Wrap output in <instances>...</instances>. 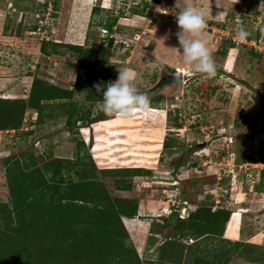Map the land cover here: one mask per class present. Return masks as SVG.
Returning a JSON list of instances; mask_svg holds the SVG:
<instances>
[{
	"label": "rangeland",
	"instance_id": "374dc122",
	"mask_svg": "<svg viewBox=\"0 0 264 264\" xmlns=\"http://www.w3.org/2000/svg\"><path fill=\"white\" fill-rule=\"evenodd\" d=\"M78 1L0 0V99H26L33 76L72 89L79 62L74 53L68 52V46H83L92 52L94 59L114 66L113 82L118 77L117 70L131 69L137 73L139 90L149 94L151 110L164 111L163 137L173 146L160 154L159 164L166 171L155 175L157 181L165 183L170 178L173 184L178 169L190 170L194 163L203 165L198 159L206 160L214 171L210 170L207 175L209 170L203 172L207 168L201 166L200 176L194 175L183 182L178 178L180 193L183 196L192 193L196 202L200 195L207 194L208 198H213L212 203L215 205L217 201L219 206L237 201L235 199L250 198L252 203H244L252 205L250 214L260 216L258 221L262 222L260 228L264 230V209L261 208L264 204L253 206L257 197L254 191H258L261 175H264V56L245 47L230 49L228 39L212 32L221 28L218 22L221 20L231 29L239 25L251 33L258 26V31L264 32L261 0H166L176 12L194 6L204 15L207 22L204 36L218 66V74L212 79L193 73L183 64L182 56L172 49L178 48L175 33L179 29L175 17L164 18L153 11L149 16L134 12L147 13L146 5L153 0H80L78 12L81 13L73 17L72 10ZM94 7L99 13H92ZM212 8L223 10L221 18L210 16ZM115 18L116 27L112 32L107 31L104 25ZM71 21L77 22L74 27ZM43 37L62 44V54L44 56L40 51ZM110 39L113 40L111 46ZM222 50L226 51L224 56L219 54ZM180 70L185 71L182 85H168L151 92L161 77L175 75ZM74 100L85 109L89 106L84 92L76 94ZM25 115L26 121L19 130L0 131V206L10 203L3 161L14 160L28 152L39 162L41 157L46 161L48 153L73 160L76 141H84L77 129L65 126V117L38 125L35 124L37 113ZM92 116L93 119L115 118L100 112L97 105ZM114 124L104 121L103 127L96 129L94 158L106 149L112 155L123 151L125 155L133 154L134 165L144 166L141 160L144 152L139 146L142 132H126L123 139L127 145L121 149ZM177 125L181 126L180 131ZM82 133L88 137V131ZM136 147L138 151L134 150ZM148 164L149 167L154 165ZM71 177L76 180L73 174ZM262 182L264 190V176ZM194 183L198 184L197 188L193 187ZM160 195L163 201L172 199L167 194ZM231 219V224L236 226L229 225L228 229L234 234L239 225L238 213L234 212ZM246 224L253 225V222L246 221ZM203 257L196 264H217L213 254ZM234 259L232 264H241ZM257 264H264V258Z\"/></svg>",
	"mask_w": 264,
	"mask_h": 264
},
{
	"label": "trees",
	"instance_id": "16d2710c",
	"mask_svg": "<svg viewBox=\"0 0 264 264\" xmlns=\"http://www.w3.org/2000/svg\"><path fill=\"white\" fill-rule=\"evenodd\" d=\"M146 7L147 13L134 12L149 16L153 9L149 4ZM92 13L97 14L99 10L94 7ZM116 22L115 18L106 23V30L112 32ZM248 37L251 39L253 32ZM112 43L110 39L109 45ZM228 45L230 49L234 48L231 42ZM67 48L79 62L75 86L64 89L33 76L26 99H0V131L19 130L27 112L37 113L35 124L38 125L65 117L66 127L77 129L85 136L82 131H88V137H93L94 129L103 127L107 118L93 119L92 116L94 106L102 98L93 86L113 82L115 68L94 59L92 52L83 46ZM62 49V44L51 40H42L40 47L44 56L60 55ZM225 53V50L219 52L221 56ZM81 92L89 103L86 109L74 100L75 95ZM163 116L164 111L151 110L147 116L137 114L127 120L115 117L117 119L113 122L118 147L122 149L127 145L123 135L128 132H120L119 127L133 125L134 131L143 135L139 143L144 152L141 160L145 166L149 167V162L155 166L161 149L173 148L166 137L163 140ZM176 128L181 129V126ZM88 147L87 142L76 141V157L73 160L58 159L48 153V159L45 161L41 157L39 162L28 152L14 160L3 161L10 203L0 206V264H141L121 220V217L136 216L137 205L110 196L98 176L86 167L90 165L96 170ZM137 148L134 150L138 151ZM107 153L110 152L106 149L95 155L98 165L113 164L115 161L127 165L132 164L135 158L131 153L124 155L127 157L125 160H113L112 157L104 162L102 156ZM71 173L76 180L72 179ZM263 176L260 186L263 185ZM203 213L211 215L209 208L199 207L185 223V229L191 236H202L207 230L200 223ZM229 216L230 212L225 210L212 214L211 227L208 228L212 234L222 236ZM195 221H199V227H195ZM230 244L224 254L221 250L213 254L217 264H228L242 247L241 243ZM202 258H195L192 264L201 262Z\"/></svg>",
	"mask_w": 264,
	"mask_h": 264
},
{
	"label": "crops",
	"instance_id": "0c3cea01",
	"mask_svg": "<svg viewBox=\"0 0 264 264\" xmlns=\"http://www.w3.org/2000/svg\"><path fill=\"white\" fill-rule=\"evenodd\" d=\"M81 2L82 1L79 0L74 4L72 10L73 17L79 16L81 13L80 11L78 12V10H81L79 9ZM221 11H223L221 8H212V11L209 14L210 16L221 18ZM72 22L73 21H71L70 24L74 27L77 22H73V24ZM218 22H220L219 25H221L222 29L226 27V25H222L225 23L224 21L221 20ZM71 27L72 26H70V28ZM116 119L117 118H112L107 121H114ZM134 130L135 127L133 125L119 127L120 132ZM92 133L93 137L86 138L85 135H83V137L88 145L90 143V147H88L89 153L93 159L96 170L90 165H87L86 167L91 169L92 172L98 176V180L106 186L111 197L130 201L132 204L136 203V216L130 218L121 217V220L128 234L130 243L135 249L141 264H192L195 258L206 256L209 253L214 254L216 250H221L224 254V251L230 248V243H241L242 247L237 254L229 260L228 264L233 263V258H236L234 261L237 260L241 264H257L262 257L264 258V230L260 228L262 224L261 221H258L260 216H255V214L251 215L250 212L252 205L248 206L247 203H244L246 201L252 203L250 198H245V201L242 199H235L237 201H231L228 202L227 205L221 206H219V202L217 203V201L214 205L211 201L213 198H208L209 195L207 194H204V197H202L203 195H200L198 202H196L195 198L192 197V193H186V196H183V193H179L175 198L176 202L179 201L176 206L171 205V200L166 202L160 199L163 197V195H160L162 193L167 194L168 198L175 195L176 192L174 186L177 185L178 187V185H181L179 180L183 182L194 175L200 176V170H202L200 169L201 166L207 168L203 169V172H208L209 170L207 175L210 174V170L214 171L213 166L208 167L209 162L198 159L202 161L203 165L200 163H194L190 170H177L179 173H175V177L177 178L175 179V181H177L176 184H171L172 182L170 178H168L167 182L161 183L157 181L155 175H157L159 171L162 173L166 171V169L162 168L159 164L160 154L163 151V148L159 153L156 165L153 167L145 165L137 166L133 163L123 165L120 161H115L113 164L108 163V165H98L94 158L93 151L96 142V130L94 129ZM109 154L107 153V155L102 156L104 162L106 159L112 157H114L113 160L127 159V157L124 156L125 153H123V151L115 152L113 156L111 153ZM54 157L64 159L63 157ZM68 160L72 159L68 158ZM181 177H186V179H182ZM197 186L198 184L194 183L193 187L197 188ZM254 195L257 197L253 206H262V204H264V200L261 199L264 197L262 186L259 187L257 192L254 191ZM158 196L161 197L159 198ZM183 202H186V204H182ZM199 207L210 209L211 215H204L203 213L204 216L202 215V221H200L202 224L201 227L206 226L205 229L207 230L203 232L204 234H202V236H200V234L191 236L187 229H185V223L188 221L189 216ZM182 208H186L185 218H180L178 216L179 209ZM261 208L263 210L264 205ZM219 210L229 211L230 216L225 225L222 236H215L208 228L211 227L209 222L210 218H212V214ZM234 212H237L239 215V225L236 232L232 234L228 228L229 225H235L234 223L231 224V216ZM246 221L253 222V225H247ZM198 225L199 221H195V227ZM250 226L254 227V229L250 230Z\"/></svg>",
	"mask_w": 264,
	"mask_h": 264
},
{
	"label": "clouds",
	"instance_id": "9594fccd",
	"mask_svg": "<svg viewBox=\"0 0 264 264\" xmlns=\"http://www.w3.org/2000/svg\"><path fill=\"white\" fill-rule=\"evenodd\" d=\"M261 4H264V0H261ZM175 22L179 29L175 33L178 48L172 49L182 56L183 64L193 73L207 79L215 78L218 66L204 36L207 22L202 12L194 6L185 7L175 13ZM248 36L249 32L243 26L236 33V38L241 42ZM117 71L118 77L114 82H101L93 86L102 97L97 101V109L106 116L119 117L121 120L131 119L137 114L147 116L151 111V101L149 94L137 87V73L127 68Z\"/></svg>",
	"mask_w": 264,
	"mask_h": 264
},
{
	"label": "built area",
	"instance_id": "2783aa9c",
	"mask_svg": "<svg viewBox=\"0 0 264 264\" xmlns=\"http://www.w3.org/2000/svg\"><path fill=\"white\" fill-rule=\"evenodd\" d=\"M149 5L152 6V9H153L152 11L161 17H164V18L175 17L176 11L168 5L166 0L149 1ZM236 26L238 29L237 28L231 29V27L226 26L223 29L222 28H215V30L212 29V32L217 33V34L225 37L226 39H228L229 42H231L235 48L245 47L249 51L253 52L256 55H261V56L263 55L264 56V32H259L258 26L254 27L253 37L251 39L249 37H247V39L244 42H241L236 38V33L239 30L240 26L239 25H236ZM43 40L49 41L50 39L43 37ZM26 116L27 115H25V117ZM25 117H24L23 121H26ZM176 183H177V181H173V184H176ZM174 187H175L176 193H175V195H173L171 197L172 199L170 202H171L172 206H176L177 202L179 203V201H177V202L175 201V198L179 195L180 192L177 188V185ZM182 204L185 205L186 202H183ZM178 216L180 218H185L186 208L179 209Z\"/></svg>",
	"mask_w": 264,
	"mask_h": 264
},
{
	"label": "water",
	"instance_id": "95a60500",
	"mask_svg": "<svg viewBox=\"0 0 264 264\" xmlns=\"http://www.w3.org/2000/svg\"><path fill=\"white\" fill-rule=\"evenodd\" d=\"M182 81V82H177ZM183 83V74L178 72L175 75H168L166 77H161L158 82L155 84V86L152 88L151 92H154L164 86L168 85H182Z\"/></svg>",
	"mask_w": 264,
	"mask_h": 264
},
{
	"label": "bare ground",
	"instance_id": "6f19581e",
	"mask_svg": "<svg viewBox=\"0 0 264 264\" xmlns=\"http://www.w3.org/2000/svg\"><path fill=\"white\" fill-rule=\"evenodd\" d=\"M182 72L185 73V71H181V70H180V73H182ZM183 73H182V74H183Z\"/></svg>",
	"mask_w": 264,
	"mask_h": 264
}]
</instances>
